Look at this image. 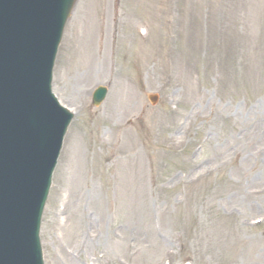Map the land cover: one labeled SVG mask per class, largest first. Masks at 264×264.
<instances>
[{
    "label": "rangeland",
    "instance_id": "obj_1",
    "mask_svg": "<svg viewBox=\"0 0 264 264\" xmlns=\"http://www.w3.org/2000/svg\"><path fill=\"white\" fill-rule=\"evenodd\" d=\"M52 91L44 264H264V0H78Z\"/></svg>",
    "mask_w": 264,
    "mask_h": 264
},
{
    "label": "water",
    "instance_id": "obj_2",
    "mask_svg": "<svg viewBox=\"0 0 264 264\" xmlns=\"http://www.w3.org/2000/svg\"><path fill=\"white\" fill-rule=\"evenodd\" d=\"M75 1L0 0V264H40L46 176L71 117L61 127L47 105L30 109L27 73L52 62Z\"/></svg>",
    "mask_w": 264,
    "mask_h": 264
}]
</instances>
